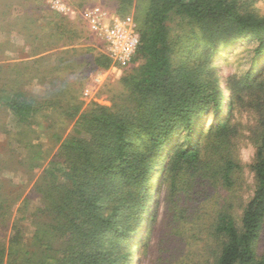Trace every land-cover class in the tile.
I'll return each mask as SVG.
<instances>
[{
	"label": "trees",
	"instance_id": "trees-1",
	"mask_svg": "<svg viewBox=\"0 0 264 264\" xmlns=\"http://www.w3.org/2000/svg\"><path fill=\"white\" fill-rule=\"evenodd\" d=\"M121 1L120 10L133 3ZM146 1L139 49L119 86L108 88L111 105L94 101L82 110L81 87L59 72L35 75L44 93H30L25 80L11 77L15 66L0 64L8 157L0 156V173L44 165L41 144L28 139L44 121L58 148L33 187L42 202L37 222L59 240L50 260L31 248L20 224L23 201L8 243L0 241V264H136L138 253V264H264V15L247 0ZM172 18L182 32L173 33ZM54 19V36L67 33L63 13L55 11ZM35 39V61L51 58L46 38ZM245 40L257 42L253 66L234 92L216 73L214 55ZM103 58L96 63L109 65L111 58ZM57 60L50 72L70 66ZM248 104L256 124L234 123L233 110ZM244 139L257 146L249 197L236 146ZM15 143L27 158L15 159ZM17 202L0 190V228Z\"/></svg>",
	"mask_w": 264,
	"mask_h": 264
},
{
	"label": "rangeland",
	"instance_id": "rangeland-1",
	"mask_svg": "<svg viewBox=\"0 0 264 264\" xmlns=\"http://www.w3.org/2000/svg\"><path fill=\"white\" fill-rule=\"evenodd\" d=\"M240 1L244 2L245 0ZM66 2L72 8L68 14H63L68 19V32L62 36H54V12L56 10L51 6V0H0V64L15 66L11 77L25 80L26 84L23 87L30 93H44L45 86L44 84L42 85L41 80L35 75L40 77L44 75L52 76L59 72L62 76L68 77L73 86L76 88L81 87L79 99L84 102L82 110H85L89 106L88 104L94 101L104 105H111L110 95L112 92H109L108 88L113 85V87L119 86V80L128 71L129 66L121 65L113 68L112 60L107 66L96 63L98 56L102 58V62L104 60L103 57L108 55L106 54L103 41L92 33L84 22L83 11L89 7H102L119 15L124 21L134 23L140 33V12L147 1L133 0L131 7L125 10H120L121 0H66ZM247 2V5L264 15V0H247ZM172 20L173 33L182 32L183 29L179 26L180 20L173 18ZM52 33L53 35H51ZM36 35H40L43 41H45V38L48 41V48L45 49H47L46 52H51L50 54L53 55L51 58H44L41 62L35 61L39 58L36 55L33 56L34 50L39 48V42L35 39ZM57 39H59L56 45L57 48L52 47V42ZM201 44H204L203 41ZM256 47V41L245 40L214 55L217 61L216 73H220L226 82L231 84L230 86L234 92L244 85V79L247 78V74L252 69ZM58 57L65 58V61L70 66L50 72V69L57 64ZM16 68L21 70V77L20 75L18 76V72H15ZM257 68L258 74L262 72L259 69L260 67ZM261 68L264 69V65ZM22 71H28V73H22ZM1 77L2 72H0ZM86 91H89V94L86 95ZM228 93V91H224L221 95L223 98L221 109H226ZM250 108H253L252 104H248V107L245 108H235L232 112L233 122L244 126L255 125L257 117ZM4 114V110L0 109V119ZM197 119L195 121H198ZM43 123L45 122L42 121L41 125L34 124L33 131L28 139H31L35 144H41V148H37L39 155L42 157L48 156L44 165L31 170H26L24 167L18 170L11 168L0 173V179L4 180L0 190L8 194V201L18 199L14 213L10 216L9 224L0 228V241L8 243L9 237L13 232L12 222L18 216L15 210L24 201L23 214L25 216L20 224L23 233L25 232V241L31 244V248H34V251H38L40 255L44 252V260H50L52 256H57L52 250L59 240L57 238H49L46 232L40 228V223L37 222L38 219L43 218L40 211L42 202L40 197L34 193L33 187L36 180L41 176L45 164L56 152L58 143L55 142L50 133L43 129ZM9 125L14 127L11 121H9ZM72 128L73 124L67 128L65 135L72 132ZM244 132L249 134L247 129ZM5 139V134L0 132V156L3 159L8 158L6 157ZM236 146L239 149L243 163L246 165L244 167L246 182L243 192H245V197H249L254 193V174L250 170L249 165L254 161L257 146L251 139L237 141ZM14 147L16 148L14 149L15 153H13L15 159L27 158L26 156L29 154L26 149L21 148L18 143H15ZM62 179L65 180L63 177ZM38 231L39 235L35 238ZM44 241L45 246L51 249H46L42 246ZM260 247L264 250V236ZM46 255H49V257L46 258ZM139 260L140 253L135 257L136 264L139 263Z\"/></svg>",
	"mask_w": 264,
	"mask_h": 264
},
{
	"label": "built area",
	"instance_id": "built-area-1",
	"mask_svg": "<svg viewBox=\"0 0 264 264\" xmlns=\"http://www.w3.org/2000/svg\"><path fill=\"white\" fill-rule=\"evenodd\" d=\"M51 6L63 14L72 10L66 0H51ZM82 15L89 30L103 41L113 68L131 66L141 43L136 25L99 6L85 8ZM85 94H89V91Z\"/></svg>",
	"mask_w": 264,
	"mask_h": 264
}]
</instances>
